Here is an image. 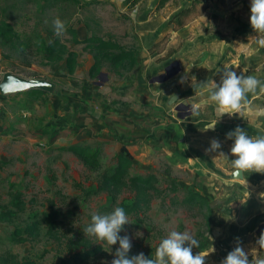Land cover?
I'll list each match as a JSON object with an SVG mask.
<instances>
[{
	"label": "rangeland",
	"instance_id": "1",
	"mask_svg": "<svg viewBox=\"0 0 264 264\" xmlns=\"http://www.w3.org/2000/svg\"><path fill=\"white\" fill-rule=\"evenodd\" d=\"M16 1L0 0V14L2 8H10L7 18L23 37L35 29L47 42L58 36L77 53L78 66L70 75L65 63L44 67L38 58L28 57L31 68L12 69L11 57L0 49V82L6 72L15 70L21 77L57 85L55 94L38 101L25 94L0 95V213L8 208L10 192L17 190L27 204L19 220L22 225L33 215L58 214L56 236L43 235L25 244H11L14 225L0 221V253L9 251L37 264H64L82 249L74 252L71 242L86 239L102 247L86 264H111L119 244L110 246L85 235L83 229L94 214H110L131 196L123 194L118 204H110L106 193H87L98 188L105 169L116 166V156L125 146L133 175L154 174L162 188L167 179H174L182 189L180 200L185 190L208 200L204 208L175 206L174 196H166L152 202L144 223L127 216L128 224L119 235L130 238L133 256L154 258L162 239L178 231L208 239L204 249L193 253H209L205 264H222L237 244L251 260L264 233V176H249L248 182L230 179L235 159L231 148L219 135L198 126L203 118L222 120L215 108L201 105L204 91L211 88L200 84L212 80L219 85L230 64L262 55L263 48L249 40L257 35L250 25L251 0H171L163 7L161 0H80L79 5H61L44 15L19 4L13 9ZM181 9L186 11L182 27L172 23ZM57 18L65 23L61 35L53 23ZM71 28L80 40L96 34L138 50L139 64L116 69L104 62L101 73L92 76L93 54L87 44L74 43ZM175 62L181 67L178 75L163 84L151 83ZM174 95L180 98L170 104ZM181 103L194 105V112H182V119L175 110ZM212 138L220 141L219 151L227 159L206 152ZM73 144L101 145V170L91 172L76 155L62 150Z\"/></svg>",
	"mask_w": 264,
	"mask_h": 264
},
{
	"label": "trees",
	"instance_id": "2",
	"mask_svg": "<svg viewBox=\"0 0 264 264\" xmlns=\"http://www.w3.org/2000/svg\"><path fill=\"white\" fill-rule=\"evenodd\" d=\"M139 0H133V2ZM171 0H161L160 6H165ZM80 0H17L11 7L17 9L19 6L32 7L37 10L38 14H46L54 9H61L63 6L72 4L79 5ZM62 5V7H61ZM0 14V49L2 52L11 57L10 68L17 69L18 67L31 68L32 62L28 57L38 58L41 65L44 67H54L61 63H65L66 69L70 75H74L78 66L77 53L70 51L68 46L62 42L57 36L51 42H47L42 31L35 29L32 35L23 37L8 20L10 8H2ZM186 14L185 9H181L175 16L172 23L175 21L180 27L183 26L181 17ZM69 32L76 44H87V49L93 54L95 63L91 68L90 74L98 76L102 71L104 62L109 63L116 69L132 68L139 64V52L136 49H128L114 40H106L96 34L80 40L76 29L71 28ZM15 70H12L13 73ZM17 75H19L17 73ZM25 94L28 98L38 101L48 95L40 90L29 91ZM76 155L83 164L91 172H96L101 168L100 157L102 155L101 145L93 146L91 144H73L62 148ZM121 152L116 156V166L113 169H105L99 178V186L97 189L88 192L87 195L106 193L109 196L110 204H118L120 197L123 194H130L131 199L126 202L122 201L118 204L119 208H123L127 216L134 217L136 223H144L147 214L152 208V202L156 198L172 197V204L199 206L201 208L208 207V200L199 192L185 190V195L182 200L178 198V194L182 191L178 181L167 179V186L160 187L161 181L154 174L133 175V160L131 153L125 147H121ZM101 170V169H100ZM10 201L8 208L0 213V221L8 222L14 225V232L9 240L11 244H25L36 240L43 235L56 236L58 230V214L57 212H43L39 218L33 215L28 223L22 225L19 223L20 218L27 212V204L24 196L20 191L10 192ZM209 224V222L207 223ZM199 242V247L193 248L195 251L204 249L207 244L202 234H198L196 238ZM72 249L77 253H73L71 259L64 264H86L94 257L102 252V247L93 246L86 239L75 240L71 242ZM129 256H133L129 252ZM152 258V257H151ZM0 264H37L33 260L19 259L12 252L0 253Z\"/></svg>",
	"mask_w": 264,
	"mask_h": 264
},
{
	"label": "clouds",
	"instance_id": "3",
	"mask_svg": "<svg viewBox=\"0 0 264 264\" xmlns=\"http://www.w3.org/2000/svg\"><path fill=\"white\" fill-rule=\"evenodd\" d=\"M250 13V25L257 35L249 37V40L255 41L264 48V0H251ZM53 23L57 35L63 34L65 23L59 18ZM193 79L195 77H192ZM200 85L212 89L207 102L213 103L222 115L239 112L248 103L247 94L256 92L257 88L264 92V84L254 76L237 75L235 71L228 69L223 72L219 85L212 80ZM217 122L213 121L205 125L204 131H214ZM227 138L234 141L230 149L231 155L235 157L231 161L234 176L240 177L245 171L264 173V136L250 137L245 130L237 127L227 134ZM221 147L218 139H212L206 152H218V157L227 159L225 154L219 151ZM126 224H128V217L125 210L117 207L110 214H94L91 223L83 231L85 235L95 237L110 246L119 244L111 264H205V257L209 253L194 255L193 248L199 247L198 240L188 232L178 231H171L166 238L162 239L154 258L145 257L143 253L130 257L131 240L127 235H119ZM256 243L257 248L252 250L251 260L250 253L237 244L222 264H264V233H261Z\"/></svg>",
	"mask_w": 264,
	"mask_h": 264
},
{
	"label": "crops",
	"instance_id": "4",
	"mask_svg": "<svg viewBox=\"0 0 264 264\" xmlns=\"http://www.w3.org/2000/svg\"><path fill=\"white\" fill-rule=\"evenodd\" d=\"M262 55L260 57L258 55H251L249 60L247 62L242 61L244 56L241 57V63L234 62L229 65L228 70L235 71L237 75H252L256 79H258L262 84H264V48L262 49ZM212 89H206L204 91V97L202 98L201 105L203 106H211V108H215L216 106L213 103H209L208 96L210 94ZM247 100L248 103L237 113H233L232 115H222V113L218 112L216 110V115L219 114L221 116L220 123H217L216 128L212 135L216 136L219 135L221 138L222 144L226 145L227 147L231 148L233 144V140L227 138V134L229 132L234 131L239 125L243 130L247 132V134L250 137H259L264 136V92H261L259 88H257L256 92L254 93H248L247 94ZM194 106V105H192ZM196 108V107H195ZM199 109V106L197 107ZM198 111V110H197ZM213 117V113H212ZM204 119V118H203ZM200 120L198 123V126H202L204 129L205 125H207L210 122H213V120ZM180 128V127H179ZM178 128V129H179ZM180 133V130L177 131ZM177 137L180 139V137L177 135ZM213 139V138H212ZM181 141V140H180ZM232 174L230 175V179H232ZM259 173L251 171V173H248V171L244 172V178L245 180L248 179V177H258ZM261 176H264V173H261ZM248 182V180H247ZM247 183H245V186Z\"/></svg>",
	"mask_w": 264,
	"mask_h": 264
},
{
	"label": "water",
	"instance_id": "5",
	"mask_svg": "<svg viewBox=\"0 0 264 264\" xmlns=\"http://www.w3.org/2000/svg\"><path fill=\"white\" fill-rule=\"evenodd\" d=\"M181 71L180 63L175 62L171 67L167 68L165 74H162L158 77H154L151 80L152 84L159 83L163 84L173 79L176 75H178ZM33 90H40L48 94H55L57 92V85L49 80L45 79H27L21 77L13 72H6L3 75V78L0 82V95H13V94H23ZM179 95H174L170 99V104H173L175 101L179 99ZM178 113L179 118H184L182 112H186L185 114H191L194 112V106L185 105L183 103L179 104L175 108ZM234 180H242L244 179V172L241 173L240 177H236L232 175ZM264 228V226H262ZM260 230L258 231V233Z\"/></svg>",
	"mask_w": 264,
	"mask_h": 264
}]
</instances>
